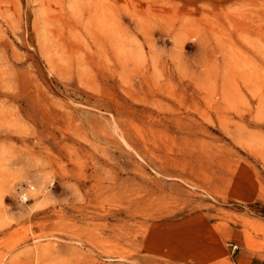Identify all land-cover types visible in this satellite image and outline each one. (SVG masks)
<instances>
[{"label": "rangeland", "instance_id": "obj_1", "mask_svg": "<svg viewBox=\"0 0 264 264\" xmlns=\"http://www.w3.org/2000/svg\"><path fill=\"white\" fill-rule=\"evenodd\" d=\"M250 260L264 0H0V264Z\"/></svg>", "mask_w": 264, "mask_h": 264}, {"label": "crops", "instance_id": "obj_2", "mask_svg": "<svg viewBox=\"0 0 264 264\" xmlns=\"http://www.w3.org/2000/svg\"><path fill=\"white\" fill-rule=\"evenodd\" d=\"M231 240V244L236 247V248H240L242 247V243L244 242V235L241 232V230H236L231 234L230 237ZM253 261V260H252ZM251 260L249 261L250 264ZM261 264H263L262 262H260ZM245 264H247V262L245 261Z\"/></svg>", "mask_w": 264, "mask_h": 264}, {"label": "bare ground", "instance_id": "obj_3", "mask_svg": "<svg viewBox=\"0 0 264 264\" xmlns=\"http://www.w3.org/2000/svg\"><path fill=\"white\" fill-rule=\"evenodd\" d=\"M26 198V197H25Z\"/></svg>", "mask_w": 264, "mask_h": 264}]
</instances>
